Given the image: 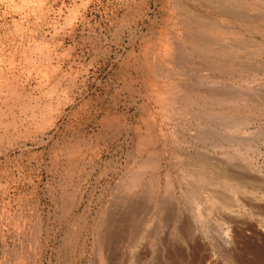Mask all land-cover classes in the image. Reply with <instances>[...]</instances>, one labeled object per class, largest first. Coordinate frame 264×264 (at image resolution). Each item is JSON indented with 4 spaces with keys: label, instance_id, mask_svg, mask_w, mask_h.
<instances>
[{
    "label": "rangeland",
    "instance_id": "1",
    "mask_svg": "<svg viewBox=\"0 0 264 264\" xmlns=\"http://www.w3.org/2000/svg\"><path fill=\"white\" fill-rule=\"evenodd\" d=\"M0 264H264V0H0Z\"/></svg>",
    "mask_w": 264,
    "mask_h": 264
},
{
    "label": "bare ground",
    "instance_id": "2",
    "mask_svg": "<svg viewBox=\"0 0 264 264\" xmlns=\"http://www.w3.org/2000/svg\"><path fill=\"white\" fill-rule=\"evenodd\" d=\"M193 25V24H192ZM192 27V26H191ZM199 27V26H198ZM197 45V44H196ZM199 45V44H198ZM156 84V83H155ZM144 123V122H143ZM139 144V143H138ZM134 186V185H133Z\"/></svg>",
    "mask_w": 264,
    "mask_h": 264
}]
</instances>
